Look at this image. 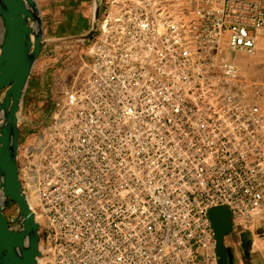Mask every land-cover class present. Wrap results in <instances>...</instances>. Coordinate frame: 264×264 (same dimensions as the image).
I'll use <instances>...</instances> for the list:
<instances>
[{"label": "built area", "instance_id": "built-area-1", "mask_svg": "<svg viewBox=\"0 0 264 264\" xmlns=\"http://www.w3.org/2000/svg\"><path fill=\"white\" fill-rule=\"evenodd\" d=\"M97 2L34 149L41 259L207 264L210 209L230 211L238 238L264 230V112L233 61L254 54L264 3Z\"/></svg>", "mask_w": 264, "mask_h": 264}, {"label": "water", "instance_id": "water-1", "mask_svg": "<svg viewBox=\"0 0 264 264\" xmlns=\"http://www.w3.org/2000/svg\"><path fill=\"white\" fill-rule=\"evenodd\" d=\"M99 9H96L98 16ZM94 27L85 35L89 40ZM47 42L44 40L43 21L36 0H0V264H39L42 257L40 224L27 200L19 177V145L21 128L19 112L33 69ZM7 200L17 208L13 219L16 227L4 214ZM215 233V252L218 264H233L231 250L225 237L232 230L230 211L225 207L209 210ZM241 246L249 256L253 234L240 235ZM221 258V259H220Z\"/></svg>", "mask_w": 264, "mask_h": 264}, {"label": "rangeland", "instance_id": "rangeland-1", "mask_svg": "<svg viewBox=\"0 0 264 264\" xmlns=\"http://www.w3.org/2000/svg\"><path fill=\"white\" fill-rule=\"evenodd\" d=\"M176 6L181 7V4L177 3ZM88 43V40L80 41L78 45L83 48L81 52L86 48ZM236 59L237 61L240 60L239 57ZM239 62L242 61L240 60ZM55 64V60L46 63L45 55L40 57L33 69L30 100H27L28 102L23 101L18 115L21 128L18 157L19 177L26 195L31 198L36 196V188L32 182V165L35 158L34 149L38 147L42 135L50 125V119L57 110L56 104L64 103L73 80L74 73L72 72V67L74 62H69L67 65L63 66ZM244 69L247 71L245 67ZM244 76L245 78H249L247 73L244 74ZM249 79H251V108L253 109V107L256 106L258 112H264V83L258 82L252 78ZM35 209L38 210V206H35ZM17 212V206L10 200H7L4 204V214L11 221L12 228L16 227L13 219L16 218ZM37 219L39 222L38 215ZM252 229L257 233L255 238L264 237L263 229L251 227V231ZM245 231H250V229H245ZM225 245L234 249L235 264H252L251 250L249 251V256L244 254L241 246V239L236 237L233 230L225 237ZM209 250H213L211 252L215 255L214 264H218L215 247ZM41 264H44L42 259ZM259 264L264 263L259 262Z\"/></svg>", "mask_w": 264, "mask_h": 264}, {"label": "crops", "instance_id": "crops-1", "mask_svg": "<svg viewBox=\"0 0 264 264\" xmlns=\"http://www.w3.org/2000/svg\"><path fill=\"white\" fill-rule=\"evenodd\" d=\"M261 1L264 3V0ZM36 2L43 21L44 40L47 42L41 56H46V63L55 60V65L63 66L74 62L73 66H75L78 60L75 55L80 48L78 44L81 40H85V35L93 27V19L98 8L97 0H36ZM238 57L242 62L237 61ZM233 61L243 75L247 73L249 78L264 83V30L258 35L254 54L238 55ZM32 82L31 75L23 101L30 100ZM250 232L253 234L250 247L252 264L264 263V237L257 239L256 231L250 229ZM211 251L206 252L207 264L215 262V255Z\"/></svg>", "mask_w": 264, "mask_h": 264}, {"label": "bare ground", "instance_id": "bare-ground-1", "mask_svg": "<svg viewBox=\"0 0 264 264\" xmlns=\"http://www.w3.org/2000/svg\"><path fill=\"white\" fill-rule=\"evenodd\" d=\"M27 196V200L29 202V205L30 207L32 208V210H35V205H36V202H37V197L36 196H33L32 198L28 195ZM3 198V195L0 193V200H2ZM38 215V214H37ZM37 215L36 216V221L38 222V219H37ZM39 217V216H38ZM39 223V222H38ZM40 251H41V245H40ZM39 264H41V258H39Z\"/></svg>", "mask_w": 264, "mask_h": 264}, {"label": "flooded vegetation", "instance_id": "flooded-vegetation-1", "mask_svg": "<svg viewBox=\"0 0 264 264\" xmlns=\"http://www.w3.org/2000/svg\"><path fill=\"white\" fill-rule=\"evenodd\" d=\"M227 248L229 249V250H231V253H232V256H233V264H235V251H234V249L233 248H230L229 246H227ZM227 259H228V264H230L229 263V258H230V252H227ZM221 259V258H220ZM218 261H219V259H218Z\"/></svg>", "mask_w": 264, "mask_h": 264}]
</instances>
